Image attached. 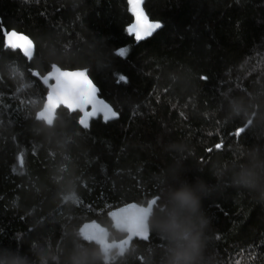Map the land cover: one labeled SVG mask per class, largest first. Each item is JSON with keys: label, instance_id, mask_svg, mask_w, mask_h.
<instances>
[{"label": "trees", "instance_id": "obj_1", "mask_svg": "<svg viewBox=\"0 0 264 264\" xmlns=\"http://www.w3.org/2000/svg\"><path fill=\"white\" fill-rule=\"evenodd\" d=\"M142 6L162 28L135 42L124 31L127 0H0V26L34 45L28 61L0 43V242L20 243L29 264H73L77 251H103L80 235L94 222L117 243L109 264H166L170 241L158 224L175 212L170 192L200 181L208 187L201 264H264V179L241 175L251 158L264 159V0ZM53 63L88 68L118 118L85 130L61 107L53 126L38 119L40 77ZM121 74L126 83H117ZM157 195L154 235L121 252L124 234L108 212Z\"/></svg>", "mask_w": 264, "mask_h": 264}, {"label": "snow or ice", "instance_id": "obj_2", "mask_svg": "<svg viewBox=\"0 0 264 264\" xmlns=\"http://www.w3.org/2000/svg\"><path fill=\"white\" fill-rule=\"evenodd\" d=\"M144 0H127V12L131 14L132 22L127 25L124 31L129 37L134 38L135 42H140L162 28V22L158 19H150L144 7ZM0 43L6 49L12 50L13 53L18 49L23 57L28 61L34 59V45L33 41L27 35L17 32L16 30H8L0 26ZM129 52L128 47H121L117 50V55L125 57ZM51 70L47 76L43 78V84L47 85L46 102L44 103L43 110L38 113L39 119L46 122L48 126L54 125L56 117V110L63 106L69 112H75L79 116L78 123L87 130L89 128V118H93L98 114L103 115L105 121L118 116L117 111H114L110 104L105 100L98 97L100 91L97 84L90 78L88 68L69 69L67 67H59L53 63L50 65ZM34 76H39L40 73H33ZM49 78H52L55 83L49 84ZM207 80V77H201ZM2 80V78H0ZM127 82V77L118 75L117 83ZM221 96L224 93H220ZM90 109V110H89ZM251 124L248 121L244 126L235 129V136L239 138L242 133ZM217 149L221 147L220 144L215 146ZM68 199V197H65ZM159 202L157 195L147 207H137L134 205H127L124 208L118 209L115 213H109L117 224H121L128 229L129 239L132 236H139L148 240L151 233V228L148 223L150 212L154 205ZM99 226L89 229L88 225H84L80 229V235L85 241H95L104 244L105 238L102 230H97ZM17 240L19 238L17 237ZM122 243L126 244L127 241ZM34 247V244L32 245ZM107 248L108 245H105ZM0 262L7 259L9 253L15 252L23 255H28V252L20 244H4L0 242ZM123 247L121 252H123Z\"/></svg>", "mask_w": 264, "mask_h": 264}, {"label": "clouds", "instance_id": "obj_3", "mask_svg": "<svg viewBox=\"0 0 264 264\" xmlns=\"http://www.w3.org/2000/svg\"><path fill=\"white\" fill-rule=\"evenodd\" d=\"M241 175L244 183L264 179V159L258 156L251 158ZM207 192V185L200 181H184L171 190L170 202L175 212L161 218L158 224L159 231L170 241L166 264H201L207 225L201 202ZM110 256V253L99 250L90 256L87 250H81L74 253L73 264H92L97 257L101 264H109ZM0 264H29V261L25 255L12 252Z\"/></svg>", "mask_w": 264, "mask_h": 264}, {"label": "water", "instance_id": "obj_4", "mask_svg": "<svg viewBox=\"0 0 264 264\" xmlns=\"http://www.w3.org/2000/svg\"><path fill=\"white\" fill-rule=\"evenodd\" d=\"M19 33H21V32H19ZM22 34H24V33H22ZM24 35H26V34H24ZM30 39V38H29ZM58 66V65H57ZM50 70H51V68H50ZM49 70V71H50ZM48 71V72H49ZM47 72V73H48ZM47 73H45L43 76H41L40 77V79H41V81L43 82V78L45 77V76H47ZM52 83H55V81L52 79V78H49V84H52ZM47 86V85H46ZM47 90H48V87H47ZM47 95V94H46ZM98 97L100 98V99H103L102 97H100L99 96V92H98ZM104 100V99H103ZM46 102V97H45V100H44V103ZM106 103H108L109 104V102H107V101H105ZM44 103H43V105H42V107H41V109L37 112V118L39 119V117H38V113L41 111V110H43V107H44ZM111 106V105H110ZM61 107H63V106H61ZM112 107V106H111ZM90 110V109H89ZM114 110V109H113ZM56 111H58V109L56 110ZM115 111V110H114ZM97 118H101L102 120H104L103 119V115L102 114H98L97 116H95V117H93V118H89V124H90V121L91 120H94V119H97ZM116 118H118V116L117 117H115V118H111L110 120H108V121H111V120H114V119H116ZM41 120V119H40ZM105 121V120H104ZM82 127V126H81ZM150 203V202H149ZM148 203V204H149ZM148 204L147 205H140V204H137V203H134V202H130V203H125V204H123V205H121V206H119V207H116V208H114V209H111L109 212H108V217H109V219H110V221H111V223H112V226H113V228L115 229V230H117L118 232H120V233H122V234H124V237H123V239L121 240V241H119L120 242V247H122L123 245H128V243H129V241H131L132 239H134V238H137V239H143L142 237H139V236H132L130 239H129V232H128V229L126 228V227H124L123 225H121V224H117L114 220H113V218L109 215V213H115V212H117L118 211V209H121V208H124L125 206H127V205H134V206H137V207H147L148 206ZM149 219V218H148ZM89 229H92L93 227H88ZM123 241H127V243L126 244H124V243H122Z\"/></svg>", "mask_w": 264, "mask_h": 264}, {"label": "rangeland", "instance_id": "obj_5", "mask_svg": "<svg viewBox=\"0 0 264 264\" xmlns=\"http://www.w3.org/2000/svg\"><path fill=\"white\" fill-rule=\"evenodd\" d=\"M85 225H88V227H96L98 224L94 223V222H89V223H86ZM99 226V225H98ZM97 230H102L103 231V234H104V238H105V241H104V244H102V249L105 253H110V250H112L113 248H115L117 246V243L116 242H112L110 240H108V237H107V232L106 230H104V228L100 227L97 229ZM100 244V243H99ZM105 245H108V247L106 248Z\"/></svg>", "mask_w": 264, "mask_h": 264}]
</instances>
